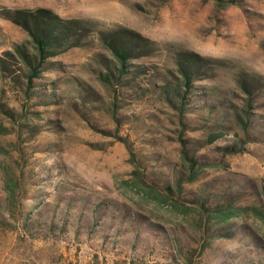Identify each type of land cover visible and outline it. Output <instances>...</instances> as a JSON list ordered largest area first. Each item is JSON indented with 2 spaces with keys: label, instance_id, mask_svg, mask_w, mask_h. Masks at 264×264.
<instances>
[{
  "label": "rangeland",
  "instance_id": "obj_1",
  "mask_svg": "<svg viewBox=\"0 0 264 264\" xmlns=\"http://www.w3.org/2000/svg\"><path fill=\"white\" fill-rule=\"evenodd\" d=\"M37 8L87 21L90 31L84 44L50 58L44 79L33 81L30 91L39 90L49 101L35 102L0 75V102L13 114L0 109V203L5 197L3 174L8 171L20 179L23 204L41 206L34 216L38 222L50 215L58 199L63 198V204L71 196L74 207L75 200L87 197L144 216L186 239L189 233L199 234L198 215L182 214L172 205L176 197L144 191L132 174L137 160L169 178L181 167L182 149L218 160L203 168L197 181L183 184L181 194L216 178L264 188V0H239L223 8L213 0H0V12ZM118 28L152 41L150 54L129 65L153 68L163 80L175 81L180 53L205 59L201 77L192 81L195 97L188 95L193 102L183 116L159 95L162 81L156 77L127 75L138 87L98 79L103 64L113 63L100 32ZM26 39L18 25L0 17V54ZM242 79L251 97L243 91ZM246 99L251 112L247 131L235 119L242 117ZM206 101L221 102L208 111ZM221 116L229 122V131L223 129L207 143L205 126ZM231 147L239 151L222 149ZM257 202L254 196H244L240 203L247 206L241 219L247 233L215 240L214 257L205 251L198 257L202 263L195 264H235L231 254L258 249L251 232L264 244V217L253 209ZM100 234L96 230L88 240L84 234L76 239L71 231L34 237L6 231L0 234V264H122L125 254L132 256L128 249L102 245Z\"/></svg>",
  "mask_w": 264,
  "mask_h": 264
},
{
  "label": "trees",
  "instance_id": "obj_2",
  "mask_svg": "<svg viewBox=\"0 0 264 264\" xmlns=\"http://www.w3.org/2000/svg\"><path fill=\"white\" fill-rule=\"evenodd\" d=\"M213 1L216 6L223 8L228 3H236L239 0ZM0 17L18 25L27 35V39L20 44H14L11 51L1 52L0 75L6 80L9 78L14 86L23 89L28 98L30 96L36 98L35 102L49 101L50 98L40 94L39 90L30 91L33 81L44 79L43 74L49 70L51 64L50 58L70 47H78L85 43L90 31L89 24L80 19L61 18L45 8L3 10L0 12ZM100 34L101 42L110 51L113 62L103 64L104 66L98 71L97 76L101 82L116 86H136L134 81L130 83L127 75L149 74V79L160 75L153 68L149 69L146 66H134L133 68L129 65V61L150 54L153 45L151 40L124 28L102 31ZM176 64L178 76L175 77V81L170 82L166 78L163 80V76L156 77L158 81H162L157 88L159 95L174 105L183 116L185 110L190 107L189 104L193 102L188 95L195 97L193 92L195 87L192 81L195 77H201L199 72L206 61L192 53H180ZM247 83L246 80H241L243 91L251 97ZM248 86L250 87V84ZM83 90L86 92L85 95L90 94L88 89ZM53 95V92H50L51 98ZM82 101L85 102V100ZM245 101L247 104L241 109L242 117L237 116L235 119L241 128L247 131L251 112L248 110L249 100ZM220 102L206 101L204 107L210 111L218 107ZM0 109L13 115L3 108L1 102ZM224 118L225 116H221L219 120L205 126L209 129L206 132L209 138L205 140L207 143L220 137L223 129L226 132L229 131V122ZM180 123L183 125V122ZM181 142L185 143V141ZM222 149L239 151V148L234 147ZM181 161V167L175 169L171 178L163 174H154L145 169V165L138 160L132 174L134 181L147 193L154 192L165 198L176 197L172 205L180 209L182 214L195 213L198 215L199 219L195 224L201 227V230L197 235L189 233L186 239L184 236H175L167 232L162 225L151 223L144 216L127 213L108 201L89 200L87 197H79L75 200L74 207L71 202L74 199L71 196H66L63 204H60L63 198L58 199L57 205L49 212L50 215L44 219L41 218V222H38L34 216L37 215V210L41 206L38 203L23 204L20 196L24 192L20 189V179L8 171H4L3 174L5 197L0 203V234L19 230L34 237L39 233L52 234L55 231H71L76 239L84 234L86 239L91 240L94 237L93 233L100 230L102 245L125 248L132 252L130 258L124 255L121 260L122 264L202 263L198 257L205 251H210L208 254L214 257L215 248L212 243L215 240L233 239L236 234L247 233L248 226L241 220L247 209V206L240 204L242 197H256L258 205L253 208L254 212L264 217V188L250 182L241 185L240 182L237 184V181H224L216 178L204 182L193 191L181 194L183 184L197 181L202 169L216 165L218 160L199 158L189 154L186 149H182ZM247 189L250 191L246 192ZM71 206L74 208L72 212H70ZM13 208H17V211L13 212ZM43 211L48 212L49 210L43 208ZM251 236L254 247L258 249L251 252L246 250V254L239 252L231 254V261H236L237 264H264V244L259 243L258 238H254L256 236L254 233L251 232ZM212 251L214 253H211Z\"/></svg>",
  "mask_w": 264,
  "mask_h": 264
}]
</instances>
